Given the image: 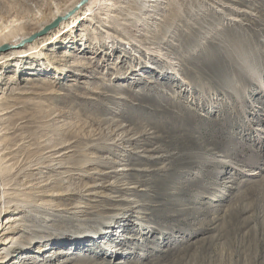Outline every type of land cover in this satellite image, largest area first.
<instances>
[{"label": "rangeland", "instance_id": "374dc122", "mask_svg": "<svg viewBox=\"0 0 264 264\" xmlns=\"http://www.w3.org/2000/svg\"><path fill=\"white\" fill-rule=\"evenodd\" d=\"M65 1L0 0V32L36 27ZM120 6L121 30L84 21L74 42L68 32L0 60L4 173L13 184L19 162L25 189L11 199L32 210L0 217L18 215L30 228L3 240L33 235L25 256L48 243L28 264H264V0ZM83 33L107 39V49L81 50ZM39 52L58 59V71ZM49 157L62 165L48 167ZM125 214L130 221H119ZM115 220L117 256L79 239V225Z\"/></svg>", "mask_w": 264, "mask_h": 264}, {"label": "bare ground", "instance_id": "6f19581e", "mask_svg": "<svg viewBox=\"0 0 264 264\" xmlns=\"http://www.w3.org/2000/svg\"><path fill=\"white\" fill-rule=\"evenodd\" d=\"M122 1L123 0H67L62 5L55 4V11L51 14L50 18L47 19V20H43L38 26L29 28V29H27L28 28L27 26L26 27H22V28H18V29L15 28L16 31H13V32L10 31L9 33H7L8 31L0 32V52L3 51V50H8L9 48H12V49L8 50L5 53H0V60L4 61V60L13 59L16 56H18L19 54H22V53H25L27 51L32 50L35 47V45H36L37 42H42L41 40H46L47 38L48 39L45 41V42H47V44L48 43H57L68 32H70L71 39L68 40L69 39L68 38L66 41L68 42V41H71L72 40V42H74V40H76V39L73 38L74 35L73 36L71 35L72 34V30H74L77 26H79L84 21L85 22L86 21H89L90 24L91 23L92 24H96L95 25V28L96 27H100L97 24V23H99V24L103 25L104 27H106L107 30L108 29L109 30L110 29L111 30H115V31L116 30H121L117 26V23H116L117 21L115 22L114 19H113V17H114L113 16V14H114L113 12L114 11H117L118 9H122V8H119V7H122V6H120ZM68 19H70V22H68V25H67L68 29H66V30L63 29L62 31H59L58 30L56 33L54 32L52 34L53 36L51 35L50 37H48L46 35H42L43 33H46L51 28H55V27H59L60 28V26L62 24H64V22L66 20H68ZM129 22H131V21H129ZM95 28H93V29H95ZM120 28H122V27L120 26ZM81 30L83 31L84 29H81ZM158 32H159V30H158ZM94 34H96V33L94 32ZM81 36H82L81 39H84L85 40L84 42H82L83 43V49H81V50H83V51L86 50V49H88V48L89 49L90 48L91 49L93 48L94 49V52H102V50H105L108 47V44L106 43V40L107 39L104 40L101 37L100 38L99 37L98 38L93 37V38H90L89 39L88 38L89 36L86 35V33H83ZM109 36H111V37L114 38V36L111 33H109L107 37H109ZM119 38L120 39H118V40L124 42V40L122 39L124 37H119ZM124 39H127V38H124ZM91 40L94 41L95 43L90 42ZM129 41L132 42V43H134L136 45V43L134 42V39L133 38H130ZM27 42H30V45H28L29 43H27ZM86 42H90L92 46L90 47V45H87ZM24 46H27L25 48V50L24 49H20L21 47H24ZM76 50H77V48H75V51ZM29 54L31 55V54H33V52H30ZM34 54H35L34 56L36 58L45 59V64L46 65L44 63H43V65L46 67L47 70H49V71L50 70L58 71V67L56 66V63L59 62V61L54 56H52V57H48V56L46 57L45 56L44 57V55H43L42 52L34 53ZM150 54L153 55L152 53H150ZM64 56H73V53L65 52V53H63V57ZM150 57H152V56H150ZM150 57H148V59ZM185 59H187V57ZM140 60H141V62L144 61L143 59H140ZM161 61H163V60H161ZM133 70H135V69L134 68H131V72ZM46 81L47 80H45V81L43 80V82H45V83H46ZM4 108H1L0 111L3 112ZM5 112H6V110H5ZM2 114H5V113H1V115ZM0 129H1V127H0ZM2 129L0 130L1 132L3 131ZM5 132H6V130H5ZM4 133L2 132L0 134V137L2 138V140H4L3 139L4 138V135H3ZM107 139H109V138H107ZM128 139H129V137H126V138L125 137H120L119 138L120 141L121 140L124 141V140H128ZM7 143L9 144L10 142H7L6 141V143L5 144L3 143L1 145V147H0V217L3 216L8 211H15V210H20L21 211L22 209H24V210L30 212V210H31L30 207H27V206H30V204H28L27 202L26 203H23V204L22 203L21 204L20 203L18 204L17 201L13 202V200L11 199V196H12V194L15 193V190H17V189L21 190L22 188L25 189L24 187H21V186L23 185L22 182L24 183L23 180H26L25 179L26 178L25 176H27V175H25L26 172L25 173L24 172L22 173V170L23 169L20 168V164L18 162V165H17L16 169H14L11 172V175H10V177L12 176V180L14 182L13 183L14 185L11 184L12 181L10 183H7V181H6L7 173L5 175L4 172H5V169L7 170L8 166L10 165V159H11V156L10 157L8 156L9 153H10V151H9V146H8ZM106 143H105V145H106ZM119 146H121V145H119ZM116 147H118V146H116ZM103 150H104V148H103ZM149 156H151V155H149ZM124 157H126V156H124ZM12 158H13V156H12ZM49 159H50L49 161H51V162L48 161V163H49V165H47L48 167H53L54 168V167H60L62 165V164L60 165L58 162H55V160H59L60 161V159H58V158L52 159V158L49 157ZM44 160H46V159H44ZM46 161H44V163ZM121 162L120 161H115L114 163H116V164H122ZM25 163H26V161H25ZM30 163H32V162H30ZM110 163H112V162H110ZM33 166H34V164H33ZM33 168H35V167H33ZM48 169H50V168H48ZM120 169L123 170L124 168H120ZM120 169H116V171L117 170H120ZM7 179L9 181L10 178L8 177ZM129 217H130V215L125 214L123 216V218H120L119 219V221H127V220L130 221ZM119 221H116L115 220V222H112V223H109L107 225H104L105 227H99V228H95V229L92 228L91 226H87V225L82 226V225H79L78 228L82 230V232L79 234V239L80 240H86V239H89L90 240V238L91 239L96 238V240H99L98 245L103 246L110 254H112L114 256H117V254H120L122 252H121V250H119L120 247L111 244V240H114V236H116V233H114L115 232L114 231L115 230L114 229V225L117 224ZM29 229H30L29 228V224L26 223L24 220H22V218L19 217L18 215L10 216L9 218L5 219L4 221H2V220L0 221V245H3V246H0V264H28V263H31V262L36 261L39 258L38 256H40L41 254H43V251L46 250L47 247H48V243H45L44 241H46V240L43 241V239H41V242H44V243H41L39 245V247L33 251V253H32L33 255L32 254H29V255H26L25 256V254H23V253H25V251H23V250L25 248H27V246H26L27 244L31 243L32 241H37L38 240V239L36 240L35 238H33V235H30V236L23 235L24 233H27L28 234V230ZM13 230L22 231L23 234L22 235H19V236L17 235L16 237H13V239L12 238L11 239H8L7 238V239L3 240V238H5V237H2V236L3 235L5 236V234L10 233V232H13L14 233ZM95 235H98V236L95 237ZM64 238L66 240L68 239L70 241L69 238H66V237H64ZM39 252L41 254H38ZM63 252H65V251L59 250V251L56 252V254L63 253ZM17 254L21 255L22 258H24L26 260L18 259V256L19 255L17 256ZM48 256H50V255H48V253L47 254L45 253L44 257L46 258ZM38 260H41V259H38ZM123 263H124V261L122 259H119L116 262V264H123Z\"/></svg>", "mask_w": 264, "mask_h": 264}]
</instances>
